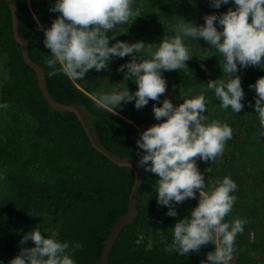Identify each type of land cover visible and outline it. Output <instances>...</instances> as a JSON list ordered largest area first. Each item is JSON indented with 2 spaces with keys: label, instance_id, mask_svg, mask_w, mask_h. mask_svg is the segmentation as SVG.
Segmentation results:
<instances>
[{
  "label": "trees",
  "instance_id": "obj_1",
  "mask_svg": "<svg viewBox=\"0 0 264 264\" xmlns=\"http://www.w3.org/2000/svg\"><path fill=\"white\" fill-rule=\"evenodd\" d=\"M46 1L14 0L17 33L26 39L27 56L41 67L49 96L79 104L90 130L108 150L138 161L144 152L136 141L144 124L159 123L152 108L153 104L161 106L165 98L179 105L184 98L203 94L208 121L227 122L233 129L223 155L213 163L206 162L205 183L207 186L209 181L229 176L237 184L232 193L237 199L225 222L240 218L247 223L236 237L230 264H264V129L253 107L255 90L249 88L264 76V61L236 73L241 78L244 108L235 113L230 107L222 108L214 91L207 88L209 80L224 78L223 56L202 38L184 37L192 59L185 62V68L162 71L166 91L160 99L149 100L141 109L134 107V100L122 102L115 109L118 115H112L96 106L92 97L99 92L93 84L81 86L63 73L48 75L52 69L46 60L51 53L43 43L44 28L34 16L43 18L39 11ZM132 7L139 14L132 20L137 28L129 23L118 25L117 33L118 27H128L121 37L113 32L111 40L113 36L122 41L132 37V43L143 41L147 45L150 39L157 46L163 37L175 36L176 26L184 21L203 25L205 15L235 10L234 0L219 9L211 0H134ZM216 27L222 30L218 23ZM144 50V54H138L141 59H147L150 53L146 47ZM109 69L102 72L108 80L117 81L116 90H137L134 80L123 79L119 84V72L127 73L126 68L113 78L116 68ZM4 103L8 107H0V250L19 246L24 230L39 227L45 237L55 234L60 242L69 244L75 264H97L109 228L126 208L133 171L94 149L72 110L49 106L37 87L34 70L24 62L20 46L13 39L7 2L0 0V104ZM157 179L141 167L135 210L114 239L107 264H208L206 254L214 251L212 244L185 256L169 250L172 227L190 218L198 204V192L196 198L174 204L177 215L170 217L166 215L169 209L157 203ZM33 246L29 240L19 247ZM73 247L75 252L71 251Z\"/></svg>",
  "mask_w": 264,
  "mask_h": 264
},
{
  "label": "clouds",
  "instance_id": "obj_2",
  "mask_svg": "<svg viewBox=\"0 0 264 264\" xmlns=\"http://www.w3.org/2000/svg\"><path fill=\"white\" fill-rule=\"evenodd\" d=\"M211 2L219 9L229 0ZM133 3L134 0H56L50 11L60 15L50 27L42 29L44 46L51 53V58L46 60L52 69L48 75L63 73L70 81H80L89 70L99 72L106 69L112 57L131 56V61L117 71L126 68L125 79L134 80L137 90L131 92L125 87L92 97L97 107L118 115L115 109L122 102L134 100V107L141 109L149 100L158 101L166 91L162 71L185 68V62L192 59L183 38H202L224 58V78L209 80L207 88L214 91L222 108L230 107L233 112L240 113L244 108L241 103L244 92L241 78L236 73L249 66H260L264 61V0H234L235 10L229 8L220 15H205L203 25L183 20L176 26L175 36L163 37L156 50L149 53V58H140L139 62L137 54L146 47L143 41L127 43L117 40L109 46L110 38L106 35L117 25L130 23L139 15L133 10ZM217 23L222 30L218 31ZM37 27L41 28L39 24ZM249 88L255 90L253 107L260 127L264 129V76ZM0 107L7 108L8 105L4 103ZM152 111L155 119L161 122L144 130L136 144L144 152L138 166L158 177L157 203L169 209L166 215L175 217L174 204L196 198V193L199 194L190 218H183L172 227L169 250L185 256L212 244L214 251L206 254L208 264H230L236 237L243 233L247 223L240 218L225 222L237 199L232 195L237 184L229 176H224L209 181L206 186L196 161L213 163L222 156L226 142L233 137V129L227 122L208 121L204 115L207 107L203 94L184 98L179 105H173L165 98L161 106L153 104ZM29 240L34 246L22 247L9 264H75L69 254V244L60 242L55 234L45 237L36 227L19 243L24 245ZM75 250V247L71 249L72 252Z\"/></svg>",
  "mask_w": 264,
  "mask_h": 264
},
{
  "label": "water",
  "instance_id": "obj_3",
  "mask_svg": "<svg viewBox=\"0 0 264 264\" xmlns=\"http://www.w3.org/2000/svg\"><path fill=\"white\" fill-rule=\"evenodd\" d=\"M5 1L7 2L8 8L11 13V28H12L13 39L20 46V53H21V57L24 60V62L34 70L37 87L42 93L46 102L49 104V106L54 109L72 110L73 113L76 115L78 121L80 122L86 136L88 137L91 146L97 151H99L100 153L104 154L111 161L117 164H125L129 166L133 171V184L129 191L126 208L124 212L118 216V218L114 221V223L109 228L107 237L101 248V252H100V256H99L97 264H107L108 252L112 246L114 239L116 238L122 225L130 219V217L132 216L135 210V194L141 183V167L138 166V161L136 158L131 157V156H120L108 150L105 146L102 145L97 134L91 131L89 126L87 125L86 120H85V113L81 109L79 104L74 103V102H69V103L59 102L49 96L45 82H44V74H43L41 67L27 56L26 39L17 33L16 9H15L14 0H5Z\"/></svg>",
  "mask_w": 264,
  "mask_h": 264
},
{
  "label": "rangeland",
  "instance_id": "obj_4",
  "mask_svg": "<svg viewBox=\"0 0 264 264\" xmlns=\"http://www.w3.org/2000/svg\"><path fill=\"white\" fill-rule=\"evenodd\" d=\"M46 6L47 5H42V7L40 6V13H43V11L45 10V8H46ZM50 10V9H49ZM47 8H46V10L45 11H49ZM33 12V11H32ZM34 13V12H33ZM42 15V14H41ZM45 15V14H44ZM34 16H35V18L38 20V22H39V24L43 27V28H45V26H44V23L41 21V18L39 17V15L38 14H35L34 13ZM129 24H132L133 26H134V28L136 29L137 27L135 26V24H133L132 23V21H131V23H129ZM118 26V25H117ZM128 26L126 25V27L124 26V27H122V29L120 28V27H118L119 28V30H118V33L116 32L117 31V27L111 32H108V33H106V35L107 36H109V43L112 41V44L113 43H115L116 41H117V39L116 38H114L113 40H111V35H112V33L113 32H116L117 34L116 35H118V37L120 36L121 37V34L122 35H124L123 34V32H125V30H126V28H127ZM119 41H122L120 38L118 39ZM127 42V43H132L133 42V38L132 37H129V38H127L126 40H124V42ZM148 41V43H147V45H146V48L147 49H149L148 51L149 52H154L155 50H156V45H153V42H151L150 41V39H148L147 40ZM150 45V46H149ZM145 51V50H144ZM144 51L142 52L143 54H144ZM147 58H149V55L147 56ZM124 60V62H123V65L124 64H126V63H128V62H130L131 61V59H132V57L131 56H125V57H123V58H120V57H115V61H114V63L113 64H115V62L117 63L118 62V64L119 65H122V63H120L121 62V60ZM139 59H140V57H138V54H137V61H139ZM113 62V61H112ZM116 68V67H115ZM101 75V74H100ZM84 79H86V75L84 76ZM75 83H77V82H75ZM89 84H92L91 82H89ZM94 84V83H93ZM123 85V84H122ZM122 85H120V87H122ZM94 86H96V88H99L98 86H100L101 88H100V90H102V92H104V93H109L106 89L108 88V89H110V91L112 92L114 89L116 90V88L118 87V85H117V82L115 81V82H113V81H110V80H108L107 79V77H105V80L102 82V84L101 83H98V82H96V85L94 84ZM103 88V89H102ZM105 90V91H104ZM110 92V93H111ZM123 117H125V116H123ZM125 118H127V117H125ZM146 122V121H145ZM157 122H159L160 123V121H157ZM144 124V122H141V124H139V126L141 127V128H143L142 127V125ZM156 124V123H155ZM144 127L145 128H143L144 130H146L148 127H150V125H146L145 126V124H144ZM143 130V131H144ZM196 163H197V166H198V169H199V171L201 172V173H203V175H204V177L205 176H207L206 174H207V172H206V167H205V165L206 166H208L207 164H206V162L205 161H201V160H199V159H197V161H196ZM205 179H207V177H205ZM206 181V180H205ZM227 219V218H226ZM29 231H27V230H24V232H23V234L25 235L26 233H28ZM19 246H20V243H19ZM19 246H17V247H15V248H11V249H9V250H0V264H9V262H10V260L12 259V258H14L15 257V254H16V252L19 250L20 251V247Z\"/></svg>",
  "mask_w": 264,
  "mask_h": 264
},
{
  "label": "crops",
  "instance_id": "obj_5",
  "mask_svg": "<svg viewBox=\"0 0 264 264\" xmlns=\"http://www.w3.org/2000/svg\"><path fill=\"white\" fill-rule=\"evenodd\" d=\"M47 2V6H46V8L49 10L50 8H52L53 7V5H54V3L56 2V0H47L46 1ZM46 8H45V10H46ZM43 11V13H40V14H42V16H43V18H41V21L44 23V26H45V28H48V27H50L51 26V22L57 17V16H59L60 15V13H58V12H53V11ZM40 12V11H39ZM45 14V15H44ZM38 21V20H37ZM109 46H111V43H109ZM113 61V62H112ZM114 61H115V57H112L111 59H110V61L107 63V67H110V71L111 70H113V69H115V67H116V71L114 70L113 72H115V74H113L112 75V78L113 77H115V76H117V74H118V72L119 71H117V69L121 66V65H119L118 64V62L116 63L115 62V64H113L114 63ZM123 62H124V60L122 59L121 60V62L120 63H122V65H123ZM103 70H101V71H96V70H89L85 75H86V79H82V80H80V81H75V82H77L79 85H81V86H84L83 84H89V82H91L92 84H93V82H98V83H101L102 84V82L105 80V77L104 76H106L107 74L106 73H104V72H102ZM101 74V75H100ZM106 74V75H105ZM125 74H126V72L124 73V74H122V75H120V72H119V79H118V81H119V84H120V82H122V80L123 79H125ZM103 75V76H102ZM129 80H131V79H128V81ZM116 81V80H115ZM117 82V81H116ZM90 85V84H89ZM118 85V84H117ZM93 86H94V84H93ZM93 86H90V87H92L93 88ZM99 87V89L98 88H94V90H97L99 93H104V92H102V90H100V86H98ZM103 89V88H102ZM109 93L111 92L110 91V89H106ZM105 91V90H104Z\"/></svg>",
  "mask_w": 264,
  "mask_h": 264
}]
</instances>
